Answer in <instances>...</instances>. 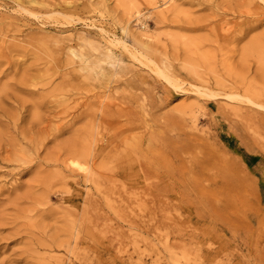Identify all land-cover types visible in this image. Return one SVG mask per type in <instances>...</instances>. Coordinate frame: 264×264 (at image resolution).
I'll list each match as a JSON object with an SVG mask.
<instances>
[{
    "label": "rangeland",
    "instance_id": "obj_1",
    "mask_svg": "<svg viewBox=\"0 0 264 264\" xmlns=\"http://www.w3.org/2000/svg\"><path fill=\"white\" fill-rule=\"evenodd\" d=\"M177 5L0 0V264H264V110L200 93L264 106V0ZM43 34L114 62L82 82ZM87 145L98 184L69 166Z\"/></svg>",
    "mask_w": 264,
    "mask_h": 264
},
{
    "label": "bare ground",
    "instance_id": "obj_2",
    "mask_svg": "<svg viewBox=\"0 0 264 264\" xmlns=\"http://www.w3.org/2000/svg\"><path fill=\"white\" fill-rule=\"evenodd\" d=\"M32 2L36 3L34 1ZM150 2L152 3L153 10H156L157 16L160 17L163 22H165L169 14H176L179 11L177 5L179 0H150ZM142 26L145 28V22L142 23ZM140 37L141 40L144 38L147 39V42L145 41L144 43H140L141 46L143 45L146 49L149 41L152 38L146 32H142ZM0 40L3 42V39ZM71 42L72 37L67 34L61 35V37L43 34L29 38V41H25L26 44L33 46L38 51V55L40 57L47 56L48 58L51 57L57 61L60 57L65 56V66L69 69V72H76L78 73V77L82 82H88L92 85H95L101 76H105L107 70L106 66L112 65L114 62V56L112 55L111 50L109 48H105L100 43L87 39H83V41L80 44H77V46H70ZM168 81L172 82L170 79H168ZM200 93L202 96L210 98L227 95L229 102L233 105H236V103H249L264 110L263 105L256 104L249 96L240 94H221L208 87H204ZM230 110L231 116L233 118L239 119V121L247 120L246 118L248 117L250 120L253 119L254 113H243L239 107L231 108ZM236 133H239L238 138L245 148L247 147L249 152H254L256 143H252L250 140H248L243 132ZM255 136L258 140H264V135L262 133L255 132ZM92 153L93 151H91L90 145L85 146L80 150V155H78L80 161H71L69 166L71 169L73 168L76 172L82 175L87 182H94L98 184L96 172L90 165ZM262 153L264 152L262 151ZM26 160L27 159L25 157L16 159V161L21 162H26ZM258 189L259 188L257 187V190Z\"/></svg>",
    "mask_w": 264,
    "mask_h": 264
}]
</instances>
